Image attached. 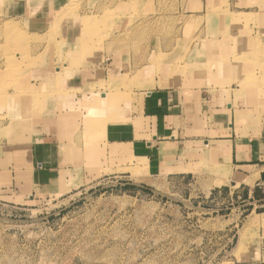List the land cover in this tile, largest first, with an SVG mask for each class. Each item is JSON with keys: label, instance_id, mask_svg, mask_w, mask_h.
<instances>
[{"label": "rangeland", "instance_id": "obj_1", "mask_svg": "<svg viewBox=\"0 0 264 264\" xmlns=\"http://www.w3.org/2000/svg\"><path fill=\"white\" fill-rule=\"evenodd\" d=\"M203 2L205 9L201 0H0V264H264V223L253 222L264 213V181L239 185L207 162L179 169L169 147L153 155L144 141L135 148L107 138L108 125L140 112L143 96L134 91L147 88V77L161 88L199 83L213 103L231 102L240 139L264 129V0L259 13ZM52 12L55 22L47 21ZM39 23L49 26L44 39L34 36ZM69 35L81 39L74 48ZM43 68L54 87L35 85ZM80 73L82 87L63 86ZM51 95L77 104L90 128L86 145L98 150L85 160L62 157L45 180L35 172L45 159L29 158L37 133L28 123L48 113Z\"/></svg>", "mask_w": 264, "mask_h": 264}, {"label": "crops", "instance_id": "obj_2", "mask_svg": "<svg viewBox=\"0 0 264 264\" xmlns=\"http://www.w3.org/2000/svg\"><path fill=\"white\" fill-rule=\"evenodd\" d=\"M203 1L201 0V8L205 9L206 6L203 5ZM229 2L239 12H244V10L247 11L245 13L260 12V8L257 5L259 4V0H229ZM239 4H242L241 7H239ZM56 5L57 2L52 10H55ZM198 13L203 14V11H198ZM50 14L47 18L49 22L51 19L54 20L56 16L55 12ZM52 14L55 16L53 17ZM39 24L36 28L40 31V34L37 33V35H41L49 27L45 23ZM13 40L9 39L11 45L13 44ZM67 40L71 42V47L78 44L73 37H67ZM150 44H153V42ZM166 44V41L162 42V45ZM147 56L145 60L148 59ZM16 60H20V58ZM16 60H10V62L17 63ZM201 60L200 58H195L193 62L195 68L200 64ZM6 62L5 58L0 60L1 72H5L4 66ZM67 67V64H65V68ZM41 70L45 72H35V80L40 77L38 80L39 84L35 85H41L42 83L46 85L49 83L51 87H54L53 80H49L52 77L51 72L48 74L45 68ZM85 74L88 75L89 81V76L94 73H90L89 71ZM113 74L117 75V73ZM86 75L75 76L70 74L65 79L63 86L68 90L72 88L77 89L79 85L82 87L83 80L81 79ZM101 77L106 79V73ZM202 79L199 77L201 84L204 81ZM151 81L153 80L147 77L145 83L147 88L134 91V93L143 96L140 112L135 113L132 119L130 118L124 123L108 125V142L137 148V142L144 141L146 153L150 154L151 152L153 155H159L161 151L163 154L162 149L169 147L168 152L175 155L176 168L185 170L198 165V163L207 162L206 165L209 164L211 167L217 166L221 168L222 172H224V169L227 170V173L235 180L236 184L257 187L260 182L264 181V129L259 130L257 137H241L242 139H240L235 134V127H231V116L233 114L231 102L230 104L228 103L229 101H226L225 104L213 103L210 96L205 95L210 94L212 90H208L202 86L199 87V83L187 86V89L179 88L176 85L161 88L151 84ZM155 81L157 82V80ZM88 84L84 82L85 88ZM227 91L226 89V91H218V93H228ZM187 94H193V99H189ZM98 95L101 97V102H109V99H107L108 95L103 90ZM49 97L46 109L48 113L37 118L31 117L28 123L29 126L33 127L34 133H37L32 137L33 146L29 149L32 150L29 153V158H33L34 165L36 163L41 164L43 161L40 160L42 158L45 159V163L43 162L45 168L39 171L35 170L38 174L41 172L38 177L39 179H44L46 173L51 172L50 174H52L55 167L51 168V164L57 163L59 165L60 162L58 161L62 157L65 159L73 158L72 160L74 158L85 160L86 157H90L87 154L89 149H92L94 152L98 150L94 146L91 148L86 145V136L89 135L90 128H85V116L84 118L79 117L77 104L75 105L73 101L63 102L62 99L54 95ZM115 99L117 97H114L113 102ZM105 106L106 104L103 107ZM99 109L100 107L97 106L96 111H99ZM20 117L14 120L18 124H23L22 120L25 117ZM202 117L207 120L205 124L202 122ZM97 123H99L97 125H100L99 120H97ZM138 123L142 125L146 123L145 131L140 133L142 138H138L140 135L138 133ZM177 136H179V140ZM53 161L54 163H52ZM82 162L84 161L82 160ZM29 172H34V170H29ZM46 177H49V174ZM259 216L263 217L264 213L259 214Z\"/></svg>", "mask_w": 264, "mask_h": 264}, {"label": "bare ground", "instance_id": "obj_3", "mask_svg": "<svg viewBox=\"0 0 264 264\" xmlns=\"http://www.w3.org/2000/svg\"><path fill=\"white\" fill-rule=\"evenodd\" d=\"M58 18V15H56L55 16V18H54V22H55V20ZM237 22V20H234V22ZM54 24V23H53ZM52 26V25H51ZM67 30V29H66ZM35 36V38L36 37H39L40 39H44L43 38V35H34ZM46 36V35H45ZM42 37V38H41ZM68 37H70V35L68 36ZM15 38H18V37H12V39H15ZM47 38V37H46ZM73 38L75 39V42L77 41V42H79V40H81L79 37L77 38V36H73ZM77 39H79V40H77ZM20 40H21V38H20ZM39 40V39H38ZM40 41V40H39ZM58 43V42H57ZM77 44H75L74 46H76ZM81 45V44H80ZM79 45V46H80ZM212 45V44H211ZM210 45V46H211ZM219 45H220V43H219ZM73 46V47H74ZM214 51L216 52V50H215V48H214ZM65 52V51H64ZM72 54H74V50L72 51ZM57 58V57H56ZM59 58V57H58ZM71 60V59H70ZM66 63V62H65ZM56 64H58V63H56ZM63 64V63H62ZM74 65V64H73ZM77 65V64H76ZM62 66V65H61ZM67 66H68V64H67ZM60 67V66H59ZM66 69V68H65ZM52 73H54V72H52ZM238 84H240L239 85V88H241L240 90H239V88L236 90V94H235V96L237 97V96H239L240 94H242L244 91H245V88L247 87V84L248 83H246V81H244V82H238ZM35 87V86H34ZM229 89H231L232 91L234 90V88L233 87H231V88H229L228 87V91L230 92V90ZM37 91V90H36ZM27 92V91H26ZM32 91H29L28 92V96H29V93H31ZM38 92V91H37ZM251 92V91H250ZM24 94V93H23ZM26 94V93H25ZM244 94V93H243ZM30 97V96H29ZM34 98V97H33ZM107 99H109L108 97H107ZM110 100V99H109ZM21 103V102H20ZM111 103H113V100L111 101ZM229 103V102H228ZM112 105V106H111ZM106 104V106L103 108V110L104 109H107V110H109V109H113L114 108V104ZM32 111H34V110H32ZM103 114V113H102ZM110 120V119H109ZM113 120V119H112ZM94 124V123H93ZM90 125V124H89ZM251 183H252V181H251ZM255 219V218H254ZM253 222H255V223H264V216L263 217H261V216H259V215H257L256 216V219L255 220H253Z\"/></svg>", "mask_w": 264, "mask_h": 264}]
</instances>
